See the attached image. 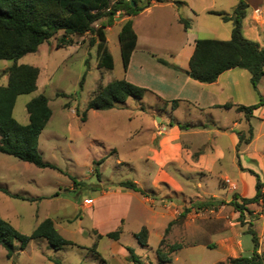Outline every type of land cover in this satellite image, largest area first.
I'll return each mask as SVG.
<instances>
[{
	"label": "rangeland",
	"instance_id": "obj_1",
	"mask_svg": "<svg viewBox=\"0 0 264 264\" xmlns=\"http://www.w3.org/2000/svg\"><path fill=\"white\" fill-rule=\"evenodd\" d=\"M182 1L186 4L181 3ZM246 1L248 7L243 20V34L264 45V30L260 31V25L250 18L256 0H252L251 4L249 0ZM238 2L239 0H175L180 14L190 20L201 38L221 40L231 37L232 22L224 21L211 11L231 14ZM175 12H178L175 7L166 5L156 8L154 14L152 10L138 18L141 46H154L155 51L166 54L170 40L182 41L185 33L175 20ZM97 26L98 22H95L94 27ZM118 26L119 24L114 25L107 32L108 45L116 62L113 69L97 67V48L96 44L90 45L89 33L75 36L71 45L58 48L56 43L62 34L60 31L51 40L41 44L36 52L28 53L17 61L19 64L39 67L40 75L35 91L18 96L14 116L20 123L27 124V102L40 94L49 98L52 116L40 134L39 149L44 160L54 163L58 168H40L0 152V212L15 228L26 234H30L42 220L50 217L59 232L75 244L55 250L46 239H35L10 259L6 249L0 247V264H55L54 259L61 260L63 264H118V260L122 258L118 254L121 253V246L135 241L131 238L130 231L142 224L152 227V223L153 250L146 247L141 251L139 262H133L127 257L130 264H168L167 260L172 261L177 254V264H211L222 257L223 253L198 244L209 245L211 239L216 237L215 234H207L213 224V230L218 226V219L213 217L218 214L227 217L235 210L225 199L214 198L213 193L220 194L226 188L228 194H235L238 189L241 192L243 185L238 176L240 170L249 175L247 181L250 190L255 189L256 178L248 169L258 173L264 182V117L257 119L256 116L260 115L258 112L251 123L243 122L242 117L239 120L241 123L238 130L243 131L246 137L250 136V124L253 127L249 143L243 142L236 150L231 146L229 136L221 137V144L227 146L225 157L219 164L221 171L217 167L211 174L207 169H198L196 173H187V179L177 177L180 183L188 184L189 188V193L184 196L185 205L179 208L180 214L177 213L180 222L189 219V229L179 228L180 225L177 224V238L169 237L170 230L159 236L160 229L157 225L161 226L169 217L166 212L163 213L160 204L167 205V202L162 201L180 196L153 194V171L159 169L160 186L165 189V186H171V179L167 174L174 175L176 171L181 172V168L166 160L168 154L177 155L173 146H164L153 157V148L158 145L157 140L153 139V127L160 123L153 119V106L157 101L150 93L140 101L130 97L124 106L89 109L86 120H82L94 91L113 79L124 78ZM13 63L12 59H0L1 83L7 81L6 69ZM83 75L85 79L81 85ZM259 87L264 94V82ZM215 114L227 122L237 118L235 110L222 109ZM196 115L192 113L187 119L191 120ZM208 150L207 144L198 147L193 152L197 156L193 155L192 158L197 159ZM188 158L184 157L186 162L178 163L183 169L194 166ZM157 159L163 161L157 163L159 168L155 164ZM229 178L237 182L239 187H230L227 181ZM123 180L139 182L149 196L147 202L142 192L133 191L134 196L120 193L117 189L119 182ZM1 189H7L26 199L9 196ZM108 190L113 193H101ZM88 197L95 200L91 207H87L89 202H84ZM82 204L83 208L80 207ZM150 206L155 207L153 211ZM248 208L243 222L240 216L235 220L232 217L228 220L233 221L237 229L242 255L250 256L254 250L252 234L247 231L251 227L258 235V248L261 250L257 252L264 258V237L263 243L259 245V234L263 235L264 230L258 221L264 214V198L248 205ZM183 209L185 214L181 215ZM123 213L127 216L124 243L107 236L99 239L95 233L97 229L100 232L112 230L119 215ZM200 224L202 227H199ZM123 226L124 221L122 228ZM186 231L189 232L188 235Z\"/></svg>",
	"mask_w": 264,
	"mask_h": 264
},
{
	"label": "trees",
	"instance_id": "obj_2",
	"mask_svg": "<svg viewBox=\"0 0 264 264\" xmlns=\"http://www.w3.org/2000/svg\"><path fill=\"white\" fill-rule=\"evenodd\" d=\"M151 4V0H0V59L14 60V63L6 69L7 81L0 82V152L13 155L40 168H58L54 163L45 161L39 149L40 134L52 116L49 98L40 94L27 102L26 108L29 115L27 124L20 123L14 116L18 96L35 91L38 88L40 74L39 67L19 64L18 59L28 53L36 52L41 44L51 40L60 31L62 34L56 43L58 48L71 45L75 36L89 33L91 34L90 45L96 44L97 48V67L113 69L115 61L107 44V28L113 25L118 13H123L130 16L122 23L118 33L122 63L124 69L127 70L132 52L138 42V34L131 16L139 14ZM247 7L246 0H239L231 14L212 11L224 21L232 22L231 37L228 40L197 39L189 61V75L197 81L212 83L228 69L235 67L247 69L251 73L254 89L260 94V101L252 105L238 104L236 109L243 112L246 119L249 120L253 116L254 110L264 105V98L259 91V83L264 77V46L243 34V20L247 15ZM179 21L186 30L191 27L189 19L180 16ZM95 22H98L97 27H94ZM158 60L175 69H181L163 58H158ZM84 79L85 75L80 81L81 85ZM147 92H150L148 88L130 82L126 78L113 79L106 85H100L94 91L88 100L82 120H86L89 109H110L124 106L130 97L140 101ZM177 101L173 100V105ZM233 106L234 104L231 102L222 105L224 108ZM187 126L179 123L181 128ZM252 130L253 127L250 125L249 137H246L243 131L238 132V146L243 142L251 141ZM248 171L256 176L255 195L240 197L235 194L231 201L234 209L239 211L242 222L244 213L249 211L248 205L258 203L264 198V182L254 170L248 169ZM119 185L147 195L135 181L123 180L119 182ZM1 190L9 196L26 199L7 189ZM168 229L169 227L166 231ZM122 231L121 224L116 230L106 234H101L98 231L95 233L99 239L107 236L117 240ZM247 231L253 237V253L250 256L229 257L219 264H264V258L257 252L258 235L256 230L250 227ZM148 236L149 232L146 226L135 233V237L142 245L148 243ZM42 238L46 239L55 250L75 244L59 232L50 217L42 220L30 234H26L15 228L0 212V247L6 249L9 259L26 249L30 241ZM128 250L131 260L138 261L134 249L128 247ZM54 262L63 264L59 259H54Z\"/></svg>",
	"mask_w": 264,
	"mask_h": 264
},
{
	"label": "crops",
	"instance_id": "obj_3",
	"mask_svg": "<svg viewBox=\"0 0 264 264\" xmlns=\"http://www.w3.org/2000/svg\"><path fill=\"white\" fill-rule=\"evenodd\" d=\"M250 4L252 0H249ZM186 4L185 2H181ZM255 8L250 16L251 20L254 21L257 25H260V31L264 30V0H256L255 1ZM171 6L175 7L178 12H175V20L177 21L178 25H181L183 32L185 33L184 39L182 41L179 40H170V46L167 49V53L160 52L158 53L155 51V47L150 45L141 46V36L138 33L137 29V21L144 14H149L153 10V14L156 11V8H162L164 6ZM260 8L262 10V15L259 16L255 13V10ZM213 11V10H212ZM211 11V12H212ZM215 11V10H214ZM182 16L180 14V8L175 3V0H170V2H156L153 1L152 4L142 10L139 14L131 16L133 18V25L138 34V42L137 46L132 52L131 59L127 70H125L124 78L128 81L133 82L137 85L146 87L149 89L150 92L147 94H152L157 104L153 106V119L154 121H160V123L154 124L153 127V139L157 140V144L155 148H153V157L155 154L159 153V150L164 146L167 147L168 145L175 147L177 151V155H167L166 160L169 162H174L181 168V172L176 171L174 175L167 174L171 179V186H165V189L162 188L160 185V171L159 169L155 172L153 171V194L159 193L163 195H172L180 196L178 198H173L169 201H162L167 202V205L160 204L163 210V213L168 214L169 217L165 219V223L161 226L160 224L157 225V228L160 229L159 236L164 235L169 230V237L170 238H177L176 227L180 225L179 228H185V230L189 229V219L186 218L184 222H180L178 216L180 214L179 208L185 205L184 196H187L188 191V184L179 182L177 177L187 179V173H195L198 169H207L211 172L215 168L218 167V170L221 171L219 164L223 161L227 146L221 144L220 139L222 136H229L231 146L234 147L236 150L239 144V136L238 130L240 118L242 117V121L251 123V119L257 115L259 112L260 115L256 116L257 119L264 117V105L258 107L254 110L253 116L247 120L245 115H242L236 109V105L243 104V105H252L256 104L260 101V94L254 89L252 82H251V73L244 68L235 67L228 69L221 73L218 79L212 83H204L197 81L190 77L189 75V61L190 57L193 54L196 40L201 38L199 33L194 30L193 25L186 30L183 24L179 21V17ZM130 16L125 15L123 13L116 16V19L112 26L107 28V32L113 29V26L119 24L118 33L121 28L122 23L128 19ZM188 17V16H187ZM244 28V22H243ZM108 36H107V44H108ZM264 46V45H263ZM110 50V47L108 45ZM112 53V51L110 50ZM113 55V53H112ZM114 57V55H113ZM158 58H163L170 62L171 64L179 66L181 69H175L168 65L163 64L158 60ZM115 61V57H114ZM116 64V62H115ZM40 75V74H39ZM39 79V78H38ZM264 82V77L261 80ZM260 82V83H261ZM259 83V84H260ZM259 91L264 98V94L261 92L259 87ZM173 100H178L176 104L173 105ZM227 102H231L234 104L231 108H224L222 105L226 104ZM127 104V102H126ZM235 110L237 113V118H235L231 122H227L223 120L221 117L215 114L218 110ZM192 113L197 114L195 118L188 120V116ZM155 114V115H154ZM244 114V113H243ZM29 116V115H28ZM180 124L188 125L187 127L181 128L179 127ZM251 125V124H250ZM156 130V131H155ZM207 144L208 151L201 153L197 159H193L192 156L194 155L193 152L197 150L198 147ZM184 157H189L188 159L192 164L193 167H189L183 169V167L178 164L181 161L186 162ZM162 160H156L155 164L158 167L157 163H162ZM258 174V173H257ZM254 175V174H253ZM239 179L242 180L243 189L240 192L239 189L237 190L240 195L246 197H252L256 193V181H255V189L249 188V183L247 181L249 175L245 174L243 171H238ZM255 176V175H254ZM260 176V175H259ZM256 178V176H255ZM232 180L231 178H229ZM234 181V180H233ZM136 182V181H135ZM235 182V181H234ZM140 184L139 182H137ZM189 183V182H187ZM237 183V182H235ZM238 184V183H237ZM206 186V183L204 184ZM238 186V185H237ZM239 187V186H238ZM101 190V189H100ZM120 193H125L130 196H134L133 189L122 187L119 185ZM138 192V191H137ZM228 188L225 189V192L222 191L220 194L213 193V197L217 199H225L226 203H230L233 200L235 194L230 192L229 194ZM103 195H108L109 193H113V191H101ZM252 194V195H249ZM238 194V195H239ZM224 195V196H222ZM239 195V196H240ZM149 198L148 195H144V200L147 202ZM92 199L91 203H88L87 200ZM155 199V197H154ZM156 200V199H155ZM222 201V200H221ZM85 203H88L91 207L95 200L91 197L85 198ZM232 205V204H231ZM156 206V205H155ZM81 208L84 207L82 204ZM154 206H150V209H154ZM177 213H179L177 215ZM185 214V209L181 211V215ZM230 215L225 217L224 215L218 214L217 216L213 217V219L217 222L218 231L213 230L214 224L207 234H215L216 237L211 239L212 242L207 244L199 243L200 246H205L207 248H212L215 250H219L223 253L222 257H219L211 264H219L220 262L226 261L229 257H238L242 255L241 249V241L237 239V229L233 221L228 220V218L232 217L235 220L238 216H240L239 211L233 210ZM127 216L126 214H120L118 217V221L116 225L113 226V230H116L119 225H121L124 221L123 231L120 235V238L117 240L123 241L124 233L126 232L125 223H126ZM179 221V222H178ZM230 221V222H229ZM261 222L260 227L264 230V214L258 220ZM204 222V221H203ZM202 222V224H203ZM178 224V225H177ZM202 224L199 227H202ZM216 224V223H215ZM233 224V225H232ZM56 226V224H55ZM144 226L147 227L149 232L148 243L146 245H142L138 239L135 237V233L139 232ZM169 227L168 231L167 228ZM171 227V228H170ZM216 227V225H215ZM57 228V227H56ZM97 229V226L94 227ZM203 228H200L202 230ZM99 233L106 234L110 231L100 232ZM259 231V230H258ZM153 232V223L152 227L142 224L136 230H131L130 235L131 238H134L135 241L130 243H124V246H121V250L117 253L122 256L120 260H118V264H130L127 261V257H130V253L128 247H132L136 253V255H141V251L145 250L146 247L153 250V245L151 244V237ZM188 235V231L185 232ZM158 236V237H159ZM260 241L259 245L263 243L262 240L264 237L261 233L259 234ZM115 241V239H113ZM197 246V245H191ZM186 247V246H184ZM183 248V247H182ZM117 250V249H116ZM261 248H257V251H260ZM179 255H175L172 261L167 260L166 263L168 264H177ZM125 260L123 262V259ZM131 260V258H130ZM133 261V260H131ZM133 262H139L133 261ZM132 262V263H133ZM135 264V263H133Z\"/></svg>",
	"mask_w": 264,
	"mask_h": 264
},
{
	"label": "built area",
	"instance_id": "obj_4",
	"mask_svg": "<svg viewBox=\"0 0 264 264\" xmlns=\"http://www.w3.org/2000/svg\"><path fill=\"white\" fill-rule=\"evenodd\" d=\"M128 1H132V0H128ZM153 1H155V0H152V2H153ZM255 13H256L257 15L261 16V15H262V10H261L260 8H257V9L255 10ZM119 14H120V13H118L117 15H119ZM227 181L229 182L230 187H232L233 189H236L237 184H236L235 182H233V181L230 180V179H228ZM87 202L91 203V202H92V199L87 200Z\"/></svg>",
	"mask_w": 264,
	"mask_h": 264
},
{
	"label": "water",
	"instance_id": "obj_5",
	"mask_svg": "<svg viewBox=\"0 0 264 264\" xmlns=\"http://www.w3.org/2000/svg\"><path fill=\"white\" fill-rule=\"evenodd\" d=\"M133 4H134V2H133Z\"/></svg>",
	"mask_w": 264,
	"mask_h": 264
}]
</instances>
